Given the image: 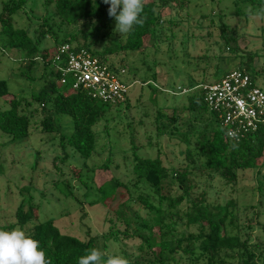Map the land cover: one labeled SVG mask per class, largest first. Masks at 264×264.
I'll return each mask as SVG.
<instances>
[{"label": "rangeland", "instance_id": "1", "mask_svg": "<svg viewBox=\"0 0 264 264\" xmlns=\"http://www.w3.org/2000/svg\"><path fill=\"white\" fill-rule=\"evenodd\" d=\"M3 1L0 0V10ZM150 1L153 0H146ZM169 1L168 6L158 5L159 24L142 52H117L104 57L128 68L123 77L128 84H141L132 88L129 104L111 106L106 118L94 127L96 152L89 159L70 146L62 147V136L73 129L71 117L55 115L32 99L33 92L51 81L44 65H31L29 59H23V53L7 50L9 54L5 55L0 49V80H6L9 92L0 98V109L7 108L11 98H22L21 110L28 112L31 119V134L25 140L13 141L0 130V229L11 230L14 224V228L29 235L36 223L52 219L66 233L83 237L86 227L80 219L85 213L84 222L98 237L100 250L134 264L141 256L139 234H148L144 229L140 231L142 221L150 219L138 199L149 190L133 172L135 152L140 157H160L171 176L188 171L194 186L191 199L205 198L211 205L234 200L238 204L236 223L240 234L243 240L249 239L252 250L260 256L258 264H264V168L240 171L236 186L228 185L220 174L210 176L207 169L191 165L186 160L187 144L178 136L194 132L190 123L200 128L206 123L207 114L199 111L196 115L201 119L193 121L189 95L220 81L225 73L249 65L264 90V18L237 16L233 0ZM13 21L16 27L27 28L33 40L40 32L46 34L41 50L57 44L48 24L60 41L84 33L86 44L99 56L126 36L114 31L115 19L95 32L96 23L64 25L55 6L47 0H31ZM53 80L59 83L56 75ZM148 80L157 86L156 90L143 84ZM48 114H53L56 122L54 133L42 128ZM190 140L194 142L196 136L191 135ZM113 180L120 185L115 197L104 204L99 187ZM177 190L175 183L174 194ZM21 204L26 209L33 205L39 210L35 222L24 228L16 225ZM190 208V199L180 207L182 211ZM177 233L198 234L199 225L179 222ZM172 264L191 261L182 257L179 263Z\"/></svg>", "mask_w": 264, "mask_h": 264}, {"label": "trees", "instance_id": "2", "mask_svg": "<svg viewBox=\"0 0 264 264\" xmlns=\"http://www.w3.org/2000/svg\"><path fill=\"white\" fill-rule=\"evenodd\" d=\"M30 1H3L0 10V49L5 55L9 54L7 50L23 53V59H29L31 65L37 62L44 65L51 81L40 90L33 92L32 99L34 102L42 103L44 108L49 107L55 115L63 114L71 117L73 129L69 135L62 136V147L70 146L82 158L89 159L96 152L97 134L94 127L106 118L110 106L90 98L83 91L74 90L70 85L60 86L56 80H53L55 75L58 79L63 78L61 73H54L51 69L58 47L70 42L78 48L89 50L102 62L110 63L114 68L128 70L127 67L104 57L117 52L125 54L142 52L146 43L154 36L159 24L158 5L168 6L170 1L158 0L159 4L154 0L146 2L147 20L143 27L135 26L125 36L123 42L116 41L112 48L101 54L102 57L86 44L84 33L60 41L50 24L45 25L49 26L48 30L51 33H54L57 44L53 48L41 50L39 46L46 34L40 32L38 38L33 40L27 28H18L13 21ZM233 2L237 16H255L247 14L246 9L251 6L255 11L258 7L264 6V0H233ZM47 3L55 6L56 15L64 25L71 26L80 22L96 23L93 30L95 32L99 28L108 27L114 20L108 15L110 5L105 4L103 0H47ZM246 70L258 84L257 76L253 74L249 65ZM228 74L225 73L222 79ZM146 82L143 84L157 89V86L151 83L152 80ZM8 93L6 80H0V98ZM204 96V90L189 95V111L195 114L193 121L201 119L196 115L198 111L207 114V119L202 128L194 127L190 123L194 132L178 135L187 144L186 160L194 167L207 169L210 176L220 174L228 185L236 186L240 171L264 168V130L244 140H230L221 118L209 110ZM9 101L7 108L0 109V130L8 134L13 141L25 140L31 134L30 116L28 112L21 110L22 98L14 97ZM126 104H129V99ZM42 128L46 133L55 132L56 122L53 114L45 115ZM191 135L196 136L194 142L190 140ZM133 172L148 187L149 192L145 196L140 195L138 199L150 218L142 221L140 231L144 229L148 234H139L142 240L139 247L141 256L134 264L179 263L182 257L188 258L191 264L201 260H205L207 264H258L260 256L252 250L253 246L250 245L249 239L243 240L240 234L241 228L236 223L239 221L238 204L234 200L225 205H211L206 203L205 198L191 199L189 196L194 186L190 184L189 172L178 171L171 176L160 157H140L134 152ZM171 178H174V183L171 182ZM175 183L178 189L176 194H174ZM119 185V182L113 180L99 187L104 204H108L109 198L115 197ZM187 199L191 201V208L182 211L180 207ZM38 213L37 207L29 205L26 209L25 205L21 204L16 212V225L26 227L35 222ZM84 219L85 213L80 219L83 220V227H86L83 237L66 233L52 219L36 223L28 236L39 241L51 264H77L78 257L84 255L87 249H100L98 237L91 233V228ZM185 221L190 226L199 225V233L179 235L177 225ZM14 227L16 226L13 224L9 228ZM156 228L158 233L155 232ZM104 237L108 239L107 236ZM176 255H179V258ZM262 255L264 256V249Z\"/></svg>", "mask_w": 264, "mask_h": 264}, {"label": "built area", "instance_id": "3", "mask_svg": "<svg viewBox=\"0 0 264 264\" xmlns=\"http://www.w3.org/2000/svg\"><path fill=\"white\" fill-rule=\"evenodd\" d=\"M51 69L62 74L60 86L70 85L110 107L127 103L132 88L138 84L123 80L127 69L114 68L70 42L58 47ZM203 88L209 110L221 118L230 140H244L264 130V90L246 69L234 70Z\"/></svg>", "mask_w": 264, "mask_h": 264}, {"label": "clouds", "instance_id": "4", "mask_svg": "<svg viewBox=\"0 0 264 264\" xmlns=\"http://www.w3.org/2000/svg\"><path fill=\"white\" fill-rule=\"evenodd\" d=\"M109 4L108 15L116 21L115 32L129 34L135 26L143 27L147 20L146 0H103ZM247 14L264 17V6L255 11L249 6ZM235 147V145H233ZM0 264H51L39 241L28 236L21 228L0 229ZM77 264H128L119 255H106L97 248L87 249L78 257Z\"/></svg>", "mask_w": 264, "mask_h": 264}]
</instances>
